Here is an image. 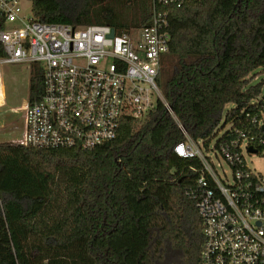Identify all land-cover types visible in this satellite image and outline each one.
I'll return each instance as SVG.
<instances>
[{
  "label": "trees",
  "instance_id": "obj_1",
  "mask_svg": "<svg viewBox=\"0 0 264 264\" xmlns=\"http://www.w3.org/2000/svg\"><path fill=\"white\" fill-rule=\"evenodd\" d=\"M100 2L31 0L32 18L113 28L151 20V0ZM167 9L158 83L178 122L205 146L251 132L259 152L264 131L250 119L264 110V81L249 85V76L264 68V0ZM42 74L30 64L27 103L41 94ZM183 139L159 102L139 121L122 117L115 138L89 149L0 141V264H199L202 223L189 192L201 163L172 151Z\"/></svg>",
  "mask_w": 264,
  "mask_h": 264
},
{
  "label": "built area",
  "instance_id": "obj_2",
  "mask_svg": "<svg viewBox=\"0 0 264 264\" xmlns=\"http://www.w3.org/2000/svg\"><path fill=\"white\" fill-rule=\"evenodd\" d=\"M186 1L151 0L148 25L113 28L40 22L22 14L20 0H0V65L43 69L41 94L23 106L20 144L93 148L115 138L122 117L139 121L160 102L184 136L172 151L201 163L189 192L202 223L199 264H264V177L244 157L258 153L256 138L235 129V138L211 146L212 140L205 146L192 139L158 83L169 50L167 6ZM260 114L250 122L264 131V110ZM259 141L264 148V138Z\"/></svg>",
  "mask_w": 264,
  "mask_h": 264
},
{
  "label": "rangeland",
  "instance_id": "obj_3",
  "mask_svg": "<svg viewBox=\"0 0 264 264\" xmlns=\"http://www.w3.org/2000/svg\"><path fill=\"white\" fill-rule=\"evenodd\" d=\"M103 1L101 0L100 3ZM120 1H123L122 4L128 3V0ZM20 8L22 14L31 16V0H20ZM165 65L166 63H164ZM29 72L30 64L28 63L0 65V95L2 94L3 97L0 102L1 142L22 143L25 114L23 106L27 104ZM262 79H264V68H258L249 76V85H253ZM230 107L232 104H227L222 115ZM212 144L213 140L209 142V146ZM244 157L247 165L264 177V148L258 153H244Z\"/></svg>",
  "mask_w": 264,
  "mask_h": 264
},
{
  "label": "water",
  "instance_id": "obj_4",
  "mask_svg": "<svg viewBox=\"0 0 264 264\" xmlns=\"http://www.w3.org/2000/svg\"><path fill=\"white\" fill-rule=\"evenodd\" d=\"M111 35H112V33H110V36H111ZM263 81H264V79H263ZM263 96H264V92H263ZM248 151H249V152H254L255 150L252 149L251 147H249V148H248Z\"/></svg>",
  "mask_w": 264,
  "mask_h": 264
},
{
  "label": "crops",
  "instance_id": "obj_5",
  "mask_svg": "<svg viewBox=\"0 0 264 264\" xmlns=\"http://www.w3.org/2000/svg\"><path fill=\"white\" fill-rule=\"evenodd\" d=\"M2 95V94H1ZM0 95V102L2 101L3 97ZM4 96V95H3Z\"/></svg>",
  "mask_w": 264,
  "mask_h": 264
}]
</instances>
